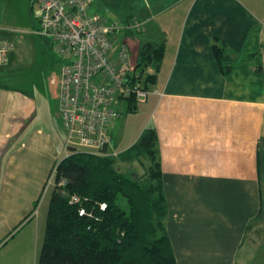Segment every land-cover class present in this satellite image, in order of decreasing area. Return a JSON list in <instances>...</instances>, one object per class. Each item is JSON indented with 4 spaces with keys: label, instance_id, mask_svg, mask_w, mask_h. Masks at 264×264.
Returning <instances> with one entry per match:
<instances>
[{
    "label": "crops",
    "instance_id": "obj_1",
    "mask_svg": "<svg viewBox=\"0 0 264 264\" xmlns=\"http://www.w3.org/2000/svg\"><path fill=\"white\" fill-rule=\"evenodd\" d=\"M17 2L20 20L4 19L0 0L1 35L30 21L34 0ZM92 9L142 23L130 42L164 41L138 134L157 132L177 264H264V0H94ZM216 39L230 57L227 73L213 54ZM65 152L31 118L30 98L0 84V264L36 263L50 178Z\"/></svg>",
    "mask_w": 264,
    "mask_h": 264
},
{
    "label": "trees",
    "instance_id": "obj_2",
    "mask_svg": "<svg viewBox=\"0 0 264 264\" xmlns=\"http://www.w3.org/2000/svg\"><path fill=\"white\" fill-rule=\"evenodd\" d=\"M164 49V41L148 40L139 45L135 68L140 67L141 73L153 69L141 83L146 89L150 90L156 78ZM213 54L220 70L229 72L230 57L218 39ZM137 78L140 81V75ZM123 102L131 111L140 103L134 96ZM135 144L136 155L149 159L135 177L114 166L116 155L65 148L66 155L53 168V187L35 264H177L165 226L167 205L156 130L145 126ZM252 227L250 222L246 230Z\"/></svg>",
    "mask_w": 264,
    "mask_h": 264
},
{
    "label": "built area",
    "instance_id": "obj_3",
    "mask_svg": "<svg viewBox=\"0 0 264 264\" xmlns=\"http://www.w3.org/2000/svg\"><path fill=\"white\" fill-rule=\"evenodd\" d=\"M93 2L34 0L37 26L32 32L48 41L61 62L57 103L67 130L65 148L78 146L115 156L118 152L111 147L109 129L119 115L115 105L129 96L144 102L150 92L141 85L129 60L133 35L124 36L128 30L143 31L144 25L135 19H109L92 9ZM12 47L0 34V65Z\"/></svg>",
    "mask_w": 264,
    "mask_h": 264
},
{
    "label": "rangeland",
    "instance_id": "obj_4",
    "mask_svg": "<svg viewBox=\"0 0 264 264\" xmlns=\"http://www.w3.org/2000/svg\"><path fill=\"white\" fill-rule=\"evenodd\" d=\"M21 5L17 0H5L4 19L14 15L17 20H20L18 11L23 10ZM30 12L29 23L24 24V21L3 27L4 31L7 30V34L5 32L1 37L12 41L13 47L8 53L7 61L0 65V84L14 88L30 98L31 118L34 119L36 125L50 131L57 142L60 141L62 145H65L67 130L61 122L56 101L61 62L48 41L39 38L32 32L36 26L37 9L35 3H32ZM5 27L7 28L4 29ZM141 38L139 36L135 42L129 43V60L132 65L137 63L141 42L139 39ZM141 40L143 41V38ZM148 68L143 69L142 73L140 67L135 68L134 72L136 75H140L141 83L144 82L145 76L149 72ZM115 107L119 111V115L114 118L109 127L110 131L113 132L111 147L119 151L118 155L114 157V166L118 170L128 173L133 172L132 170L142 171L143 165L149 164V159L136 155L137 145L133 141L138 130H140L141 123L147 117V104H137L134 111L127 110L123 101H120ZM31 123L33 125V122ZM77 148L86 150L83 147L77 146ZM51 189L49 188L48 191ZM26 230L27 228L21 230L17 236ZM15 239L17 238L14 236L13 240ZM1 251L3 250H0V253Z\"/></svg>",
    "mask_w": 264,
    "mask_h": 264
},
{
    "label": "water",
    "instance_id": "obj_5",
    "mask_svg": "<svg viewBox=\"0 0 264 264\" xmlns=\"http://www.w3.org/2000/svg\"><path fill=\"white\" fill-rule=\"evenodd\" d=\"M74 149H75V147H73V146L68 147V150H74Z\"/></svg>",
    "mask_w": 264,
    "mask_h": 264
}]
</instances>
